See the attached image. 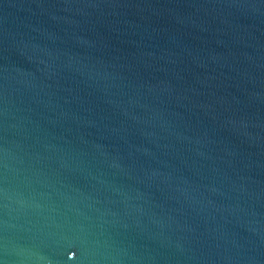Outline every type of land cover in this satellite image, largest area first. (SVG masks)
<instances>
[{"label": "water", "instance_id": "95a60500", "mask_svg": "<svg viewBox=\"0 0 264 264\" xmlns=\"http://www.w3.org/2000/svg\"><path fill=\"white\" fill-rule=\"evenodd\" d=\"M0 264H264V0H0Z\"/></svg>", "mask_w": 264, "mask_h": 264}]
</instances>
